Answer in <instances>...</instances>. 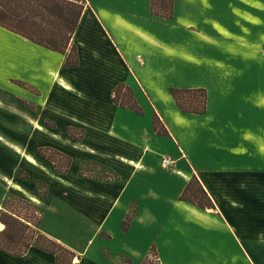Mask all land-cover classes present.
<instances>
[{
	"label": "crops",
	"instance_id": "obj_1",
	"mask_svg": "<svg viewBox=\"0 0 264 264\" xmlns=\"http://www.w3.org/2000/svg\"><path fill=\"white\" fill-rule=\"evenodd\" d=\"M234 1L238 3L234 4L232 12L242 20V26L240 22L237 24V32L213 23L212 14L218 10L219 0H174L169 19L154 16L151 5L150 15L141 9L138 0H85L84 12L72 39L78 54L76 68L65 65L69 52H54L0 27V34L9 39H3L0 89H18L22 100L34 107L30 112L38 116L33 117L35 122L45 128L40 131L34 126L35 129L73 153L70 173L78 171L82 159L86 158L98 162L111 175L106 179L96 175L80 178L68 172L61 175L72 185L65 186L43 173L70 191H75V186L81 188L82 218L96 227L85 253L75 264H114L112 260L120 255L131 257L132 264H141L154 240L145 250L138 249L137 245L130 248L125 242L132 240L134 243L136 239L141 242L152 236L153 228H156L153 236L157 234L163 238L156 244L158 254L165 248L162 243L171 238L177 237L186 244L192 242L188 239L192 237L197 244L195 252L210 251L217 258L241 259L243 264H264V61L260 59L258 64L260 70L262 65V75L260 70L258 75L251 74L249 68L237 70L232 64L230 70L223 72L224 78L205 81L184 78L180 84L159 78L160 71L151 66L170 60L180 66L181 63L189 66L191 70L201 69L205 55L196 48L190 51L187 46L193 42L196 45L198 41L213 45L226 36L232 42V49L235 46L244 48L245 36L250 38L251 18L262 20L264 34V0ZM134 16L144 17L145 23L154 21L151 16L156 17L160 20L157 23L164 25V34L157 36L134 29L130 18ZM86 18L89 25L82 27ZM208 18L212 21L204 24ZM107 20H112L116 28L132 31L146 49L137 51L128 46L124 32L114 31L117 40L111 38L107 27L105 29ZM140 25L141 22L136 24ZM79 32L84 34L82 39H79ZM164 35L167 38L163 39ZM238 35L243 38L239 39ZM12 39L19 43L11 44ZM234 39L240 43L234 44ZM17 50L30 53L18 55L23 67L20 78H25L18 83L27 89L7 79L14 76L7 69L13 66L10 52ZM247 55L248 52H242L238 62L245 63ZM14 59L17 57L12 61ZM86 82L103 94L106 112L103 109L99 118L91 119L96 113L92 111L91 94L86 92V86L88 89L90 86ZM120 85L131 89L143 115L113 102V92ZM171 89H204L207 94L205 114L183 113ZM54 98H67L70 105L72 100L86 117L55 104ZM155 115L162 121L168 136L158 135L154 130ZM60 126L67 129L76 126L86 133L83 139H74L63 134ZM87 131L97 133V139L104 146L120 144L126 146L127 151L99 149L96 142L90 141ZM49 132L59 135L65 142L55 140ZM20 158L26 166L33 167ZM163 158H171L174 166L163 168ZM0 173L20 181L9 173ZM6 179L7 176L4 182L0 178V211L6 195L16 192ZM193 179L200 182L214 207L203 210L181 200ZM22 183L42 204L47 201V197L39 196ZM129 213H133L132 219L124 232L122 224ZM192 220L193 229L188 226ZM102 232L107 236L103 240L100 238L95 246L96 236H101ZM117 239L125 245L122 247L125 253L130 251V257L121 249L112 250V243ZM54 240L61 242L59 237ZM93 247L94 254L96 248L99 249L98 258L104 263L89 261ZM192 247L185 246L182 250ZM103 250L109 256H105ZM16 263L57 264V261L53 254L34 247L22 257H13L0 250V264Z\"/></svg>",
	"mask_w": 264,
	"mask_h": 264
},
{
	"label": "rangeland",
	"instance_id": "obj_2",
	"mask_svg": "<svg viewBox=\"0 0 264 264\" xmlns=\"http://www.w3.org/2000/svg\"><path fill=\"white\" fill-rule=\"evenodd\" d=\"M138 2L140 3L141 9L148 11V13L151 15L150 5L152 3V0H138ZM237 3L238 2L235 3L234 0H219V6L217 7L218 10H214V13L212 14L214 15L213 23H217L219 26L225 29L232 28V30H235L237 32L239 30V27L237 25L238 22H240V25L242 26V20L236 18V16L232 12L234 4ZM166 9L167 7L165 9L164 7H159V11L162 13H165ZM130 18L131 21L135 23L134 24L131 22V26H133L134 29H138L143 32L146 30L147 33L152 35L155 34L157 36L160 34H164V25L163 23H157L160 22V20H158L156 17L151 16L150 18H153L152 20L154 21H149L147 23H145L144 17L134 16ZM107 21L109 23L106 24L105 29L107 27V33L108 35H111V38H115L116 33L114 31L124 32L125 34H127V39L125 40V43L128 46H131L132 49H135L137 51H141L143 48L146 49L145 44H143L134 35L132 31L122 29L121 27H117V29L112 20ZM199 21L202 23V19H200ZM211 21L212 19L208 18L204 20V24L209 23ZM138 22H141L140 26H136ZM250 22L252 23L248 26L250 29V38L248 40L246 38L247 36H245V39L242 42L244 43V48H241V46H235L232 49V42L226 36L221 37L220 40L216 41L213 45H208L201 41L195 42L197 43L196 45L193 44L194 42L192 44H189V46L187 47L190 51H194V48H196L198 52H201L205 55L204 65L201 67V69L195 68L191 70V67L189 66L185 67L182 63L180 66V64H177L170 60H165L163 63H155V65L152 64L151 66L152 68L160 71V74L157 73L159 75V78H166L169 82H172L173 84H180V82L184 80V78H197L200 79V81H205L209 78H224L226 77V74L223 75V72L225 70H230V66H232V64L234 69H245L246 71V68H249V72L251 74L255 73L256 75H258L260 70L258 66L259 61L260 59L261 61H264V34L262 31V20L251 18ZM84 25H89L87 18L83 22L82 27ZM108 25H110V27ZM206 28L209 29L210 27L206 26ZM222 28L219 27L220 30H222ZM83 35V32H79V39H82ZM247 35L249 36V34ZM163 37V39L167 38L165 35ZM238 38H243V36L240 37L238 35ZM3 39L4 41L9 40L8 38L0 34V70H3ZM115 40L117 39L115 38ZM10 43L18 44L19 41H15L12 39ZM233 43L239 44L240 42H238L237 39H234ZM242 52H248V59L243 64L242 61L238 62V60H240L239 58H242L240 56L242 55ZM206 53L208 55H206ZM25 54L30 53L20 50L10 52L11 62L13 63V66L7 69L8 72L13 74L14 76L7 79H9L12 84H16V86L18 87L20 85L23 86L22 88L27 89L26 87H24V85L18 83V80L25 79L20 78L23 67L21 66L22 63L20 62V58L18 55ZM15 57H17V59H14V61H12V59ZM128 61L131 64V61L129 59ZM230 61L231 64H229ZM261 70H263L262 65ZM261 70L260 72L262 75L263 73ZM161 81L163 82V79ZM86 83L90 86L88 82ZM10 89H0V171L9 173L10 175L14 176L15 179H19L20 181L24 182L27 186L32 188L35 193H37L39 196H42L44 198L47 197L48 199L42 204V201L39 199V197L34 194L28 187H26L22 182L14 180L8 175H1L0 173V178L4 181V177L7 176L6 183L9 182L10 188L16 191L9 192V194L6 195L2 206L4 208L7 204L11 211L20 214L24 218L29 219L31 222L37 225L39 229H36V231L39 234H44L52 240L57 237L61 238L62 243H58L64 245L67 248H71L73 250L72 252L75 254V257L72 258L64 251H59V259L62 264H73L74 262H77V260L81 259L82 253H85L86 248L89 244V239H91V237L94 235L96 228L92 222L82 218V213L80 209L82 203L80 197L81 188H77L75 186V188H73L75 189V191H70V189H67L65 186H71L72 184L64 176L61 175L67 174L68 172L70 173L72 160L69 158L73 155V153L70 152V150L68 149L58 146L47 135L40 132L44 131L45 128L38 121L35 122L34 118L36 115L30 112L34 109V107L31 104H28L27 102L25 103L22 100L18 89ZM28 90L34 91L30 87H28ZM86 92L87 94H91L93 103L92 111L96 113L95 116L91 115V119H93L94 117L99 118V115L102 113V110L104 109L105 111L106 109L105 100L102 97L103 94L100 95L99 92H96L91 86L89 89L86 86ZM122 93L127 94L128 90L123 89ZM180 97L184 99H189L191 101L196 100V98H193L192 94L181 93ZM120 100L123 101V98L121 97ZM200 101L202 100L200 97H198V102ZM23 102L26 106L22 104ZM52 102L60 105L64 109H69L72 112L78 113L79 115H84L86 117L85 112H83L81 108L74 104L72 100L71 105L73 107L69 104L67 98H54L52 99ZM182 104L188 106L187 103L185 104V102L183 101ZM34 126L40 131L35 129ZM75 127L71 126L69 127V129H67L65 128V126H60V129H63L61 130V132L67 135L68 137H72L74 139H83L86 132H83L84 130L82 131V129H78ZM48 134L61 143L65 142L57 134L53 135L52 132H49ZM87 136L89 137L90 141H94L97 143V147L99 149H105L113 152L127 151L126 146L120 144L104 146L97 139L98 134L95 132L89 133L87 131ZM7 146L10 147L12 150ZM19 155L37 170L31 166H26V163H23L21 161ZM36 156L39 157L42 161ZM48 165L52 167L55 171L51 169ZM43 173L47 175L50 179L59 182L65 186L50 180ZM72 173L74 177L80 178L87 177L90 175H96L104 179H106V177H111L110 174L106 173L105 168L101 167L98 162L86 158L82 159L78 171H71L70 174ZM74 180H76V178ZM191 189V191H193L197 188L193 185ZM188 226L192 229L194 228L193 220L192 224ZM155 230L156 228H153L152 236L143 239L141 242L137 241L136 239V242L133 243V241L130 240V242H125V245L129 246L130 248L137 245L139 246L138 249L145 250V248L150 245L153 239L155 243L152 244L157 249V241L160 242L163 238L156 236L157 234L153 236ZM47 234L52 235L54 238L49 237ZM105 236H107L105 232H102L101 236H96L97 240L95 241L96 244L94 243L95 246H98L100 242L99 239L101 238L103 240L105 239ZM188 239L192 242L184 244L183 241L180 242L177 237H174L171 238V240L162 243L165 247L164 250H162L161 254H159L163 261L162 264L244 263V261H242L241 259L236 258H217L210 251L204 253L197 250L195 252L194 247L197 244L193 242L192 237H188ZM42 243L44 246L49 247L53 250L57 249L49 243H46L44 241H42ZM125 245L117 239L115 240V242L112 243V250L114 252H117L121 249L124 252L123 254H127V256L130 257V251L128 250L125 253L122 248ZM185 246L193 247L182 250ZM96 250L97 253L94 254L95 247L92 248L89 261H97L99 263H104L101 262L98 258L97 254L99 253V249L96 248ZM103 253L105 254V256H109L107 251L103 250ZM112 261L114 262V264H128V257H126L125 255H120L117 256V258H114Z\"/></svg>",
	"mask_w": 264,
	"mask_h": 264
},
{
	"label": "trees",
	"instance_id": "obj_3",
	"mask_svg": "<svg viewBox=\"0 0 264 264\" xmlns=\"http://www.w3.org/2000/svg\"><path fill=\"white\" fill-rule=\"evenodd\" d=\"M173 2L174 0H152V14L157 17L171 18ZM159 7H164V9L167 7L165 13L160 12ZM84 8L85 0H0V27L54 52L61 54L69 52L65 65L76 68L78 67V54L76 46L72 44V39L77 31ZM123 89L128 90V93L123 94ZM170 92L183 113L205 114L207 94L204 89H171ZM181 93L192 94L196 100L181 98ZM121 97L123 101L120 100ZM198 97L202 101L198 102ZM112 100L122 108L143 115V109L135 100L133 92L125 85H120L114 90ZM182 101L188 106L183 105ZM154 130L158 135L168 136V131L157 115L154 116ZM193 185L197 189L191 191ZM181 200L203 210L214 207L212 200L197 179H193L187 185L181 195ZM132 215L133 213H129L122 224L124 232L129 227ZM36 229H39L37 225L11 211L6 204L0 212V250L13 257H22L34 247L53 254L57 264H62L58 256L59 251H64L72 258L75 257L71 249L39 234ZM42 241L57 249L53 250L44 246ZM127 263L132 264L130 258ZM141 264H162L154 246L150 248Z\"/></svg>",
	"mask_w": 264,
	"mask_h": 264
},
{
	"label": "built area",
	"instance_id": "obj_4",
	"mask_svg": "<svg viewBox=\"0 0 264 264\" xmlns=\"http://www.w3.org/2000/svg\"><path fill=\"white\" fill-rule=\"evenodd\" d=\"M174 166V161L171 158H163L162 167L166 169H170Z\"/></svg>",
	"mask_w": 264,
	"mask_h": 264
}]
</instances>
